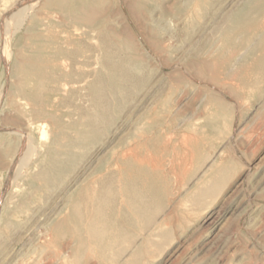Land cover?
<instances>
[{
  "label": "rangeland",
  "instance_id": "obj_1",
  "mask_svg": "<svg viewBox=\"0 0 264 264\" xmlns=\"http://www.w3.org/2000/svg\"><path fill=\"white\" fill-rule=\"evenodd\" d=\"M193 1L0 0V264H264V6L209 0L191 16ZM103 40L141 70L89 133ZM31 57L54 77L41 109L21 92ZM121 184L146 193V227ZM103 187L102 224L122 240L102 257L72 211L87 219Z\"/></svg>",
  "mask_w": 264,
  "mask_h": 264
},
{
  "label": "bare ground",
  "instance_id": "obj_2",
  "mask_svg": "<svg viewBox=\"0 0 264 264\" xmlns=\"http://www.w3.org/2000/svg\"><path fill=\"white\" fill-rule=\"evenodd\" d=\"M60 1V0H59ZM79 1V0H77ZM63 2V1H62ZM139 2V0H138ZM37 3V2H36ZM66 4V3H65ZM83 5L84 4V1L82 3ZM87 4V3H86ZM139 4V3H138ZM81 5V6H83ZM135 5V3H134ZM209 5V0H194L192 2V4L188 5L186 4L184 6V9L189 12L192 15H197L199 16L203 10H205L207 8V6ZM55 6V5H53ZM105 6V5H104ZM260 6H264V0H251L250 1V4H249V7L250 9H253V8H257V7H260ZM59 7V6H58ZM139 7V6H137ZM24 8V7H23ZM53 8V7H52ZM67 8V7H66ZM132 8V7H131ZM140 8V7H139ZM57 9V8H56ZM93 9V8H92ZM32 10V9H31ZM135 10V9H134ZM68 11V9L66 10ZM97 11V10H96ZM242 11V10H241ZM39 12V11H37ZM76 12V11H75ZM132 12V11H131ZM130 12V13H131ZM94 13V12H93ZM98 13H101V12H98ZM97 13V14H98ZM41 15V14H40ZM71 15V14H70ZM100 15V14H99ZM189 15V14H188ZM186 15V17L188 16ZM234 15V14H233ZM55 16V15H54ZM85 16V15H84ZM22 17V16H21ZM39 17V16H38ZM41 17V16H40ZM74 18V17H72ZM191 18V17H190ZM194 18V17H193ZM18 19L20 20V18L18 17ZM37 19V18H36ZM88 19V18H87ZM141 19V18H140ZM188 19V18H187ZM38 20V19H37ZM189 20V19H188ZM233 22H235L236 24H242L244 25L247 21H249L248 19V16L247 14H239L237 15L236 17H234L232 19ZM256 21V20H255ZM23 22V21H22ZM68 22V21H67ZM186 22V21H185ZM190 22V21H189ZM18 23V22H16ZM29 23V22H28ZM86 23V22H84ZM12 24H15V23H12ZM87 24V23H86ZM255 25V24H254ZM13 26V25H12ZM50 26V25H49ZM73 26V25H72ZM82 26V25H81ZM251 26V25H250ZM99 27V26H98ZM16 28V27H15ZM235 29V28H234ZM233 29V30H234ZM247 29V28H246ZM35 30V29H34ZM49 30V29H48ZM51 31V30H50ZM57 31V30H56ZM15 33L17 31H14ZM49 32V31H48ZM112 32V31H111ZM232 33V32H231ZM221 34V33H220ZM244 34V33H243ZM253 34V33H252ZM49 35V33H48ZM63 35V34H61ZM73 35V34H71ZM70 35V36H71ZM114 35V34H113ZM241 35V34H240ZM259 35V34H258ZM41 36V34H40ZM69 36V35H68ZM103 36V35H102ZM241 37V36H240ZM12 38V37H11ZM44 38V37H43ZM51 38V37H49ZM236 38H239L236 37ZM259 38V37H258ZM46 39V38H45ZM68 39V38H67ZM73 39V37H72ZM51 40V39H50ZM56 40V39H55ZM65 39H63L64 41ZM52 41V40H51ZM66 41V40H65ZM99 41V40H98ZM248 42V41H247ZM30 44V43H29ZM31 45V44H30ZM40 45V44H39ZM66 45V44H65ZM73 45V44H71ZM78 45V44H76ZM102 47L105 49L106 51V54H105V59H104V62H103V65H102V70L103 72L105 73L104 76L102 77H99L98 81H97V85L94 87V100L96 102V106H95V110L93 112H91L92 114L90 115V117H88V119L86 120L87 122H85L87 124V126H85L83 123L79 122L80 124H83V126L86 127L87 129V132L91 133V132H97L99 129V126L105 122H107L108 119H110L111 117V112L114 110V108L117 106V104H119L121 101H123L124 97H125V94L127 89H128V85H129V82L133 81V76L132 74H135L136 72L138 73L139 71V68L140 67H130L129 64L127 63H121V62H117L115 61V57L117 56V54L113 51H111V49H108L107 47V43H106V40H103L102 42ZM7 46V45H6ZM80 46V45H79ZM50 48V46H48ZM111 47V45H110ZM66 48V47H65ZM64 48V49H65ZM70 48V47H69ZM76 48V47H75ZM59 49V48H57ZM67 49V48H66ZM79 49V48H78ZM211 49V48H209ZM218 49V48H216ZM254 49V48H253ZM77 52V49H75ZM81 50V49H79ZM86 52V51H85ZM23 53V52H21ZM218 53V52H217ZM223 53V52H222ZM79 54V52H78ZM83 54V53H82ZM88 54V53H87ZM84 55V54H83ZM62 56V55H61ZM66 56V55H65ZM77 56V55H76ZM87 56V55H86ZM219 56V55H218ZM25 57V56H24ZM79 57V56H78ZM21 58V57H20ZM39 58V57H38ZM80 58V57H79ZM222 58V57H221ZM29 59V58H28ZM82 59V58H81ZM120 59V58H119ZM67 61V60H66ZM125 62V61H124ZM24 63V62H22ZM61 63V62H59ZM259 63V62H258ZM263 63V62H262ZM261 63V64H262ZM45 64V62L43 64H40V62H37L36 59L32 58L29 59L27 61V63H25L24 67H23V75H24V90H20L21 92H23L24 94V97L26 99H28L30 102L34 103L35 105L38 106V104L42 103V101L44 100V95H43V91L45 90V85L46 83L50 80V79H53V75L51 74V64ZM69 69V68H68ZM67 69V70H68ZM257 69V68H256ZM62 70V69H61ZM141 70V68H140ZM69 73V72H68ZM55 76V75H54ZM59 76V75H58ZM66 78V77H65ZM58 79V78H57ZM64 79V78H63ZM53 82H54V79H53ZM63 83V82H62ZM60 85V84H59ZM55 88V87H54ZM47 94V93H46ZM126 98V97H125ZM23 100V99H22ZM24 102V101H23ZM20 103V102H19ZM29 103V102H28ZM47 104V103H45ZM20 105V104H19ZM22 106V105H21ZM36 107V106H35ZM40 107V106H38ZM44 107V106H42ZM41 109V107H40ZM44 109V108H43ZM46 109V108H45ZM35 111H38L37 108H35ZM38 113V112H37ZM44 113V111H43ZM39 116V115H37ZM43 116V115H41ZM87 115H85L86 117ZM87 118V117H86ZM52 119H56L55 117L52 118ZM81 121V120H80ZM58 122V121H57ZM60 124V123H59ZM79 126V124H78ZM77 126V127H78ZM82 125H80L81 127ZM60 128V127H58ZM80 129V128H79ZM86 131H84L85 133ZM79 144V143H77ZM76 146H79V145H76ZM27 148V147H26ZM78 148V147H76ZM34 150V149H33ZM73 150V148H72ZM51 151V150H50ZM74 153V152H73ZM30 154V153H28ZM34 154V153H33ZM36 155V153H35ZM34 155V157H35ZM66 155V153L64 154ZM32 156V155H31ZM68 157V156H67ZM73 157V156H72ZM47 159V158H46ZM67 159V158H66ZM53 160V159H52ZM74 160V159H72ZM44 162V161H43ZM71 164V163H70ZM72 165V164H71ZM47 166V165H46ZM61 167V166H64L62 163L60 162H55L54 165L53 164H50V168L48 169L47 173L44 174V178L46 180V182L48 184H52L55 182L56 178H57V169H59L58 167ZM73 166V165H72ZM67 168V167H66ZM62 169V168H61ZM71 169V168H69ZM66 170V169H65ZM68 172V171H67ZM60 173V172H59ZM62 173V172H61ZM64 173V172H63ZM62 173V174H63ZM25 174V173H24ZM133 175V174H132ZM131 175V176H132ZM62 177V176H61ZM120 177V176H119ZM117 177V178H119ZM127 177V176H126ZM132 178V177H131ZM127 178H125L126 180ZM43 180V179H42ZM42 181V182H45ZM60 180V179H59ZM57 180V181H59ZM123 180V179H121ZM56 181V182H57ZM124 181V180H123ZM128 181H131V180H128ZM41 182V181H40ZM127 182V181H125ZM142 182V181H141ZM130 183V182H128ZM134 183V182H132ZM110 184V183H108ZM107 184V185H108ZM57 185V184H56ZM126 186V184H124ZM135 186H137L136 184H134ZM102 186V185H101ZM122 186V184H121ZM125 186H122L123 188H126L125 189V192L122 191V189L120 191L123 192V194L125 193V207H126V211L131 213L133 216V218L135 219V221L137 220V218L139 217V220L141 219V224L145 222V220L147 219V217L149 216L150 218L148 219H151V215H148L147 217L144 215L145 212H148L146 210L147 209V205H149L146 201V193H142L140 191L137 190V188H133L129 185V187H125ZM139 186V185H138ZM39 187V186H38ZM42 187V186H41ZM108 187V186H106ZM46 188V187H45ZM44 188V189H45ZM50 188V187H49ZM55 188V187H54ZM105 187H103L104 189ZM100 189V188H99ZM54 190V189H53ZM93 190V189H92ZM105 190V189H104ZM112 191V189H110ZM110 190H105V192H103L104 194H98L97 196H93L95 197L94 198V206L92 208V213H90L88 216H87V219L86 217H84L83 213L81 212V208L80 207H77L72 211V212H75L74 213V216L78 217L79 218V221L76 224L75 227H77V231L79 230L81 235L83 233L82 231V228L86 229L87 232H85L86 236L87 237V240H84L81 242V246L82 245H86V247L88 248V243L94 245V247L96 248L97 251H99L101 253V256H105L106 253H110V252H106V250H109L108 248H106V245H107V242L108 244L110 243V245H112L113 243H118V241L122 240L121 239V234H119L118 232H114V230L116 229H113V230H110V233L105 231V225L102 224L103 221L109 219V218H106L105 219V216L103 213H105L106 211V205H109L111 204L110 201H111V194H109ZM47 191V190H45ZM106 191H109L108 192V195L106 193ZM150 191V190H149ZM41 192V191H40ZM90 192V190H89ZM111 193V192H110ZM113 193V192H112ZM118 193V192H117ZM148 193V192H147ZM119 194V193H118ZM122 194V195H123ZM78 195V194H77ZM90 195V194H89ZM117 196V195H116ZM115 196V197H116ZM149 196H152V195H149ZM107 197H109V200L107 199ZM114 197V196H113ZM121 197V196H120ZM150 198V197H149ZM124 199V198H123ZM78 200V199H77ZM116 201V200H114ZM121 201V200H120ZM77 203V202H76ZM109 203V204H108ZM116 203V202H115ZM114 203V204H115ZM73 204V203H72ZM25 205V204H24ZM74 205V204H73ZM80 205V204H79ZM72 207V205H71ZM73 208V207H72ZM71 208V209H72ZM91 208V207H90ZM119 208V207H118ZM117 208V209H118ZM116 209V207H115ZM114 209V211H115ZM110 210V209H109ZM119 210V209H118ZM60 212V211H59ZM112 212V211H111ZM119 213V211H117ZM121 213V212H120ZM73 214V213H72ZM110 214V213H109ZM66 215V214H65ZM106 215V214H105ZM112 215L114 216L113 212H112ZM126 215V214H125ZM109 216V215H108ZM112 216V217H113ZM131 216V215H130ZM70 217V216H69ZM104 219V220H103ZM76 220V219H75ZM74 220V221H75ZM153 220V218H152ZM104 221V222H105ZM133 221V220H132ZM133 221V222H135ZM130 223V222H129ZM109 224V223H108ZM116 224V223H115ZM140 224V223H139ZM141 224L139 225V227H141ZM63 225V224H62ZM108 226V225H107ZM110 226V225H109ZM143 226V225H142ZM144 226L146 227V225L144 224ZM54 227V225H53ZM137 227V226H136ZM60 228V227H59ZM108 228V227H107ZM75 229V228H74ZM144 229V228H143ZM118 230V229H117ZM121 230V229H120ZM68 231V230H67ZM66 231V232H67ZM73 231V230H72ZM82 231V232H81ZM111 231H113L114 233H111ZM60 232V231H59ZM76 233V232H75ZM79 233V232H78ZM122 233V232H121ZM126 233V232H125ZM124 234V231L123 233ZM61 235V234H60ZM79 235V234H77ZM110 236L109 239L110 241H107V242H103L104 238L107 237V236ZM80 237V235H79ZM126 237V236H125ZM81 238V237H80ZM82 238H85V237H82ZM81 238V240H82ZM124 238V237H123ZM86 239V238H85ZM106 240H108L106 238ZM122 242V241H121ZM102 243H106V245H104V247H100V245ZM123 243V242H122ZM128 243V242H127ZM102 245V246H103ZM79 246V245H78ZM113 246V245H112ZM111 247V246H109ZM80 248V247H79ZM85 247L83 246L82 249H84ZM92 248V246L90 247ZM89 249V248H88ZM94 249V248H93ZM85 250V249H84ZM112 250V249H111ZM80 251V250H79ZM98 252V253H99ZM107 256V255H106ZM133 256V255H132ZM107 259V258H106ZM110 261V260H109ZM67 262V260H66Z\"/></svg>",
  "mask_w": 264,
  "mask_h": 264
}]
</instances>
